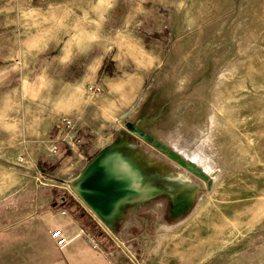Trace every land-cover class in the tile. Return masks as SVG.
<instances>
[{
  "label": "rangeland",
  "instance_id": "rangeland-1",
  "mask_svg": "<svg viewBox=\"0 0 264 264\" xmlns=\"http://www.w3.org/2000/svg\"><path fill=\"white\" fill-rule=\"evenodd\" d=\"M171 2L183 7L174 27L182 35L186 30L187 38L179 42L178 52L193 53L190 65L212 51L214 67L221 71L211 107L186 103L196 109L194 118L193 113L185 116V105L177 106L175 127L187 129L197 125L193 121L198 117L211 118L213 151L230 152L220 180L199 191L187 217L167 220V226L157 220L149 237L135 240V261L257 264L264 256V0ZM165 4L167 0H0V89L23 84L29 112L43 118L47 144L74 137L76 153L89 160L84 151L89 147L87 131H96L92 151L99 150L101 117L111 111L113 97L123 99L120 87L130 78L125 70H135L122 65L131 63L133 46L138 50L127 30L141 35L147 20L160 28L158 11ZM146 42L147 48L157 46L163 52V44L154 38ZM103 57L107 60L100 70ZM105 79L116 89L107 98L109 104L90 99L110 90ZM102 105L104 112L98 110ZM127 111L118 109L108 134L126 127L130 118L122 115ZM65 118L73 120L74 129L63 125ZM198 163L215 176L211 165L203 159Z\"/></svg>",
  "mask_w": 264,
  "mask_h": 264
},
{
  "label": "crops",
  "instance_id": "crops-1",
  "mask_svg": "<svg viewBox=\"0 0 264 264\" xmlns=\"http://www.w3.org/2000/svg\"><path fill=\"white\" fill-rule=\"evenodd\" d=\"M182 8L167 0L158 11L161 29L147 20L141 35L127 30L138 50L133 46L131 63L122 65L135 70H125L130 78L120 87L123 99L113 97L111 111L101 117L99 150L92 151L96 131H87L89 147L83 150L89 160L77 154L70 137L61 139L58 152L51 154L53 141L47 144L43 118L29 112L26 87L0 89V264H136L135 240L149 237L157 220L165 226L167 220L180 222L199 191L220 180L230 151H213V120L198 117L195 126L175 127L176 108L189 102L211 107L221 74L212 51L190 65L193 53L178 52L179 42L187 38L186 30L182 35L174 27ZM152 38L163 44V52L146 47ZM106 84L110 90L104 96L90 99L109 104L116 89ZM190 107L184 114L195 118L196 109ZM119 108H128L122 118L130 121L108 134ZM98 110L104 112L103 105ZM202 159L215 176L199 165ZM73 182L89 204L74 191ZM57 230L69 240L63 247L52 237Z\"/></svg>",
  "mask_w": 264,
  "mask_h": 264
},
{
  "label": "built area",
  "instance_id": "built-area-1",
  "mask_svg": "<svg viewBox=\"0 0 264 264\" xmlns=\"http://www.w3.org/2000/svg\"><path fill=\"white\" fill-rule=\"evenodd\" d=\"M93 86H90V90H93ZM100 88H96V90H99ZM63 125L67 128V129H74L75 124L73 122V120L69 119V118H65L63 119ZM71 142L74 141V137H71ZM61 142V140H54L52 145H51V152L53 154H56L59 150V143ZM74 145V143H72ZM52 237L56 240V244L59 247H63L66 244L69 243V240L63 235L61 230H57L52 232ZM257 264H264V256L261 258V260L257 263Z\"/></svg>",
  "mask_w": 264,
  "mask_h": 264
},
{
  "label": "water",
  "instance_id": "water-1",
  "mask_svg": "<svg viewBox=\"0 0 264 264\" xmlns=\"http://www.w3.org/2000/svg\"><path fill=\"white\" fill-rule=\"evenodd\" d=\"M136 132H137V134H139L140 136L144 137L145 139H147V140H152L151 137H149L148 135H146L143 131H141V130H136ZM72 187H73L74 191H75L76 193H78L79 196L82 197L81 193L78 192V190H77V188H76L74 182L72 183ZM82 198H83V197H82ZM83 199H84V198H83ZM84 200H85V199H84ZM85 201H86V200H85ZM86 202H87V201H86ZM87 203H88V202H87ZM88 204H89V203H88ZM91 207H92V209H93L95 212L98 213V211H97V209H96L95 206H94L95 208H93V206H91Z\"/></svg>",
  "mask_w": 264,
  "mask_h": 264
},
{
  "label": "bare ground",
  "instance_id": "bare-ground-1",
  "mask_svg": "<svg viewBox=\"0 0 264 264\" xmlns=\"http://www.w3.org/2000/svg\"><path fill=\"white\" fill-rule=\"evenodd\" d=\"M86 192V191H85ZM89 199V198H88Z\"/></svg>",
  "mask_w": 264,
  "mask_h": 264
}]
</instances>
